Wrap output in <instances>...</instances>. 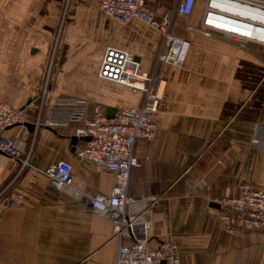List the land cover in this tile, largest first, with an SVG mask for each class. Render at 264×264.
<instances>
[{
  "label": "crops",
  "instance_id": "1",
  "mask_svg": "<svg viewBox=\"0 0 264 264\" xmlns=\"http://www.w3.org/2000/svg\"><path fill=\"white\" fill-rule=\"evenodd\" d=\"M171 1H157L159 15ZM197 1L189 14L192 21L199 17ZM99 2L0 0V99L22 106L39 93L49 44L66 12L52 97H87V114L96 104L113 113L117 104L139 102V92L98 76L101 58L106 46L115 44L140 54L142 67L150 69L161 34L138 19L119 22ZM183 29L181 22L175 26L178 34ZM190 40L183 66L161 68L167 87L155 114L158 131L135 145L142 164L132 169L129 190L159 196L150 231L178 242L181 264H264V232L223 229L211 203L214 197L237 194L241 179L264 187V145L251 142L264 126V61L221 39ZM75 125L39 128L33 161L44 167L66 158L73 164L76 186L108 192L113 172L75 156ZM83 141L79 138L76 147ZM16 171L1 154L0 186ZM12 189L24 197L0 211V264H114L119 239L111 219L29 168Z\"/></svg>",
  "mask_w": 264,
  "mask_h": 264
},
{
  "label": "built area",
  "instance_id": "2",
  "mask_svg": "<svg viewBox=\"0 0 264 264\" xmlns=\"http://www.w3.org/2000/svg\"><path fill=\"white\" fill-rule=\"evenodd\" d=\"M157 1L99 2L101 9L119 22L138 19L161 34V44L150 69L142 67L140 54L115 44H108L101 58L98 76L139 92V102L117 104L111 115L103 106L96 104L92 113L87 114L90 103L87 97L66 94L52 97L59 63L56 48L47 61L40 91L31 101L14 106L0 99V155H6L17 168L13 177L0 186V211L23 199L24 193L12 187L24 169H32L34 175L42 172L55 189L113 221L114 232L119 239L114 264H181L182 260L177 241L151 234V217L159 196L136 194L129 190L131 171L142 164L135 145L140 139L154 138L158 131L155 114L167 87V78L161 68L164 65L183 66L191 44L188 36L175 31L179 23L177 16L191 14L197 0H174L172 7L162 15L157 12ZM249 1L264 3V0ZM234 2L242 3V0H207L201 24L187 22L185 29L208 35H212L210 29L219 30L227 41L253 52L264 61V35L263 38L251 36L244 32L248 30L250 33L253 30L251 25L226 23L218 18H246L240 4ZM221 9L224 11L220 12ZM213 20H222L223 25L214 24ZM249 42H256L258 48H252ZM260 48L262 52L258 51ZM29 123L33 124L32 130ZM70 124H76L74 134L84 140L81 146H74L75 156L98 170L113 172L114 182L108 192H88L76 186L73 164L66 158H59L44 167L33 161L39 128ZM11 129L15 130L13 134ZM251 142L264 145V126L253 133ZM237 186V194L211 199L219 203L216 211L222 228L233 233L264 232V187H255L246 179L239 180Z\"/></svg>",
  "mask_w": 264,
  "mask_h": 264
},
{
  "label": "rangeland",
  "instance_id": "3",
  "mask_svg": "<svg viewBox=\"0 0 264 264\" xmlns=\"http://www.w3.org/2000/svg\"><path fill=\"white\" fill-rule=\"evenodd\" d=\"M68 1L71 4L72 0H68ZM172 2H174V0L171 1L170 7H172ZM206 4H207V0H198L197 1V8H198L197 10H198V16L199 17L197 18L196 21H192L190 19L191 17L189 15H178L177 16L178 21L181 22V24H183V25H185L187 22L200 25L201 21H202V13H203V10H204ZM66 15H68V14H66V12L62 13L61 25L56 30H54L53 36L51 38V43L49 44L48 56H50L52 54L53 49L56 48V50H57L56 56L58 57V60H59L61 51L63 49L62 48L63 47V40H64L63 39V34H64L63 23H65ZM210 31H212V35L201 34L198 32H191L189 30H184V29L179 30V33L184 34L185 36H189L192 39L199 38V37H212V38L227 41L226 36L224 35L223 32H220L219 30H214V29H210ZM249 45L252 48L255 46L254 49L258 48V47H256L257 46L256 42H249ZM261 50L262 49L260 48V50H258V51L262 52ZM43 79H44V77H43Z\"/></svg>",
  "mask_w": 264,
  "mask_h": 264
},
{
  "label": "bare ground",
  "instance_id": "4",
  "mask_svg": "<svg viewBox=\"0 0 264 264\" xmlns=\"http://www.w3.org/2000/svg\"><path fill=\"white\" fill-rule=\"evenodd\" d=\"M234 3H237V2H234ZM237 4H240V6H241L240 8L244 10L242 12L245 13L243 16H245L246 18H241L239 16L230 17V18H227L225 16H218V18H222L223 20L226 21V23H228V22H236V23H242L243 25H248V26L251 25V27H253V30L250 33H247V32H249L248 30H246V31L244 30V32L246 34H250L251 36L263 38L262 36L264 35V16H263L264 3H255V2H252V1H249V0H247V1L246 0H242V3L240 2V3H237ZM221 5H223V4H221ZM222 11H224V9L220 10V12H222ZM212 22L214 24H217V25H223V21L222 20L220 22H217V21L213 20ZM252 24L254 26H252ZM226 26H230V25H226ZM226 30H228V29H226Z\"/></svg>",
  "mask_w": 264,
  "mask_h": 264
},
{
  "label": "water",
  "instance_id": "5",
  "mask_svg": "<svg viewBox=\"0 0 264 264\" xmlns=\"http://www.w3.org/2000/svg\"><path fill=\"white\" fill-rule=\"evenodd\" d=\"M35 97V96H34ZM34 97H30L28 99V102L31 101ZM35 101H37V99L35 98ZM109 109V108H108ZM112 113H110L111 115ZM29 129L32 130L33 129V124L32 123H29ZM71 142L73 143V149H74V146L76 145L77 141H78V136L73 134L72 137H71ZM214 206H219V203H216V202H211Z\"/></svg>",
  "mask_w": 264,
  "mask_h": 264
},
{
  "label": "trees",
  "instance_id": "6",
  "mask_svg": "<svg viewBox=\"0 0 264 264\" xmlns=\"http://www.w3.org/2000/svg\"><path fill=\"white\" fill-rule=\"evenodd\" d=\"M63 126H60V127H58L57 129L59 130V129H61Z\"/></svg>",
  "mask_w": 264,
  "mask_h": 264
}]
</instances>
